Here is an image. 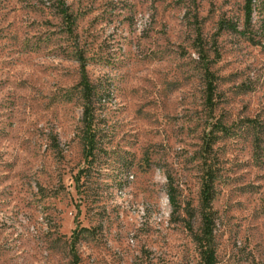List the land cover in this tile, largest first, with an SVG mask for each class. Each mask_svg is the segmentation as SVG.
<instances>
[{
	"label": "rangeland",
	"instance_id": "rangeland-1",
	"mask_svg": "<svg viewBox=\"0 0 264 264\" xmlns=\"http://www.w3.org/2000/svg\"><path fill=\"white\" fill-rule=\"evenodd\" d=\"M63 1L0 0V264H201L207 171L215 264H264V0Z\"/></svg>",
	"mask_w": 264,
	"mask_h": 264
},
{
	"label": "trees",
	"instance_id": "trees-1",
	"mask_svg": "<svg viewBox=\"0 0 264 264\" xmlns=\"http://www.w3.org/2000/svg\"><path fill=\"white\" fill-rule=\"evenodd\" d=\"M250 0H247V4ZM58 12L66 18L67 21H70V15L67 12V8L65 6V2L63 0H58ZM250 9L247 8V12L249 13ZM79 71H80V83L83 87V91L86 92L85 97L88 100L87 93H89V80L86 71L85 65V58L80 56L79 58ZM206 80H207V97L206 103L208 105H212L213 103V74L206 69ZM92 106L87 101L86 105L83 109V121L85 125V140H86V157L92 154L94 149V135L92 132ZM212 174L210 171L206 172V178L202 190L201 195V204H202V212H201V237H200V262L201 264H215V251L213 247V217H212V210H211V200H212ZM167 198L172 207L176 206L174 194L170 191L167 193ZM79 217V210H77L75 214V219ZM74 240L72 239V248L74 250ZM73 262L74 264H78V256L77 254L73 253Z\"/></svg>",
	"mask_w": 264,
	"mask_h": 264
}]
</instances>
